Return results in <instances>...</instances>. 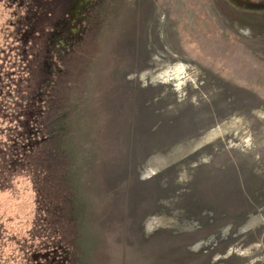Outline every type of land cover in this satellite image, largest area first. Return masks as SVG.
<instances>
[{
	"label": "rangeland",
	"instance_id": "rangeland-1",
	"mask_svg": "<svg viewBox=\"0 0 264 264\" xmlns=\"http://www.w3.org/2000/svg\"><path fill=\"white\" fill-rule=\"evenodd\" d=\"M75 2L0 0V264H264V14Z\"/></svg>",
	"mask_w": 264,
	"mask_h": 264
},
{
	"label": "trees",
	"instance_id": "trees-1",
	"mask_svg": "<svg viewBox=\"0 0 264 264\" xmlns=\"http://www.w3.org/2000/svg\"><path fill=\"white\" fill-rule=\"evenodd\" d=\"M46 4H42L41 6H45ZM37 7H39L38 5H37ZM47 43H48V41H47ZM65 68V67H64ZM66 72H68V70L67 71H65V69L63 70V74H62V76H60V77H58L57 76V74H56V76H54V79H53V81H51V83L53 84V86H55V87H57V90H59V88L64 84V82H65V77H63V75H64V73H66ZM40 76V72H39V75H37V77H39ZM38 80L40 81L41 79L40 78H38ZM53 96H51L50 97V100H49V104H48V102L45 104V106L46 107H49L48 109H49V116H48V118H49V124L51 123V125L49 126L50 127V129L48 130L49 132L51 131V134H50V136H49V139L50 138H52V140L50 141V142H48L47 143V145H48V147L50 148L49 150H50V154L48 155V159H52V161H54L55 160V158L57 157H59L60 155H61V150L59 151V148H60V145H59V143H60V140L59 139H61V137L63 136V135H59L58 136V134H57V136H56V133H55V129H56V127L55 126H52V125H54L55 124V122H56V120L58 119V114H56L57 112H58V104L55 102V103H52L51 101H53L54 100V98H52ZM31 103H32V101L30 102V105H31ZM44 113V112H43ZM36 117H38L39 119H38V123H39V125L41 126V123H42V121H43V116L42 115H38L37 116V114L35 115ZM52 120V121H51ZM16 136L13 138V141L15 142H17V138H18V136H20V133H18V132H16ZM23 136H22V138L23 139H27V136L29 135H27V133H26V128H25V131H23L22 133H21ZM56 136V137H55ZM58 140H59V142H58ZM27 143H19V145L16 147H13V148H11V150H12V152L13 153H11V156L14 154V151L16 152V154L15 155H17V150H18V152H20V154L21 153H25V149L23 150V146H25ZM42 145V144H41ZM56 147H58V150L57 151H53V150H55V148ZM5 150H8L9 148L8 147H6V148H4ZM21 149H22V151H24V152H21ZM53 151V152H52ZM1 152H4L3 151V149H0V153ZM4 154H5V152H4ZM19 154V153H18ZM35 155H37V152H35ZM59 155V156H58Z\"/></svg>",
	"mask_w": 264,
	"mask_h": 264
},
{
	"label": "flooded vegetation",
	"instance_id": "flooded-vegetation-1",
	"mask_svg": "<svg viewBox=\"0 0 264 264\" xmlns=\"http://www.w3.org/2000/svg\"><path fill=\"white\" fill-rule=\"evenodd\" d=\"M225 1L229 6L232 7V9H233L232 14H234V15H239L241 17L246 15V16L252 17V15L260 16V15L264 14V0H225ZM62 2L69 4V5L77 3V2H75V0H28V5L41 6L42 4H58V3H62ZM88 3H90V1H88ZM31 8H32V6H31ZM30 11H33V10L28 9L29 15H27L25 22H26L27 26L30 27L29 30H31L33 32L34 27H35L34 25L36 23V19L34 18L32 20L31 18L34 16L38 17V15H37L38 13L33 12L36 14L34 16L33 15L30 16V14H31ZM18 26H20V25H18ZM29 30H28V33H29ZM24 36L27 37V33H25Z\"/></svg>",
	"mask_w": 264,
	"mask_h": 264
}]
</instances>
